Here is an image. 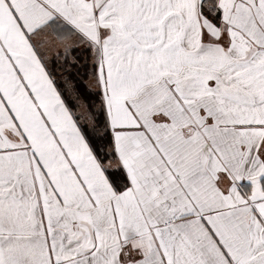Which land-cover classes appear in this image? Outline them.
Returning a JSON list of instances; mask_svg holds the SVG:
<instances>
[{
	"label": "crops",
	"instance_id": "obj_1",
	"mask_svg": "<svg viewBox=\"0 0 264 264\" xmlns=\"http://www.w3.org/2000/svg\"><path fill=\"white\" fill-rule=\"evenodd\" d=\"M215 1L0 0V264H264V0ZM63 24L109 163L48 74Z\"/></svg>",
	"mask_w": 264,
	"mask_h": 264
},
{
	"label": "trees",
	"instance_id": "obj_2",
	"mask_svg": "<svg viewBox=\"0 0 264 264\" xmlns=\"http://www.w3.org/2000/svg\"><path fill=\"white\" fill-rule=\"evenodd\" d=\"M210 4L213 8L203 7L204 13L211 12L212 9L217 10L215 3ZM220 13L221 11L217 14ZM61 28L62 33H68L66 36L76 39V42L68 45L65 50L59 48L57 53L48 57V74L75 115L80 130L97 159L104 164L113 157L115 151L105 95L99 84L98 65L92 45L70 25L63 24ZM108 175L118 190L126 186L125 175L120 169L109 170Z\"/></svg>",
	"mask_w": 264,
	"mask_h": 264
},
{
	"label": "rangeland",
	"instance_id": "obj_3",
	"mask_svg": "<svg viewBox=\"0 0 264 264\" xmlns=\"http://www.w3.org/2000/svg\"><path fill=\"white\" fill-rule=\"evenodd\" d=\"M215 1V0H214ZM215 4H216V1H215ZM217 6V5H216ZM61 27H59L58 29H60ZM64 30V29H63ZM62 31V28L58 31V33H57V30L56 29H54V30H50L49 31V34L47 35V39H46V42H49L50 41V43H48V52H52L53 51V53H55L56 52V50L55 49H52L51 51H49V45H51V44H56V40H59L58 39V37H60V36H57V35H68V33H62L61 32ZM46 34H44L43 36H40V38L44 41V36H45ZM52 35V36H51ZM57 37H56V36ZM37 39V38H36ZM69 39H71V38H69ZM38 40H40V39H38ZM70 41H73L72 43H63V42H60V43H62L63 45H62V47H61V50H65L64 48H66L68 45H72L74 42H76L75 41V39H71ZM40 42V41H39ZM61 45V44H60ZM59 45V46H60ZM57 50H59V49H57ZM82 109V108H81ZM110 162V161H109ZM109 162H107V163H109Z\"/></svg>",
	"mask_w": 264,
	"mask_h": 264
}]
</instances>
